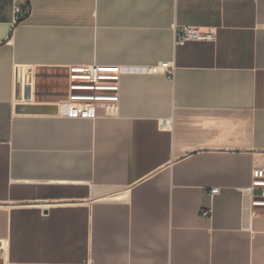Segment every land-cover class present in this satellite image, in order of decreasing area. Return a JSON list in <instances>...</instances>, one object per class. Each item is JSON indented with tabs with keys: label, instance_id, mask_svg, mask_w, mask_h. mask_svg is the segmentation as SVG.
<instances>
[{
	"label": "crops",
	"instance_id": "0c3cea01",
	"mask_svg": "<svg viewBox=\"0 0 264 264\" xmlns=\"http://www.w3.org/2000/svg\"><path fill=\"white\" fill-rule=\"evenodd\" d=\"M79 64L127 69L115 117L59 111ZM263 167L264 0H0L1 264H264Z\"/></svg>",
	"mask_w": 264,
	"mask_h": 264
},
{
	"label": "built area",
	"instance_id": "2783aa9c",
	"mask_svg": "<svg viewBox=\"0 0 264 264\" xmlns=\"http://www.w3.org/2000/svg\"><path fill=\"white\" fill-rule=\"evenodd\" d=\"M16 22H20L30 13L28 6L14 7ZM214 38L213 32L203 33L197 28H177L175 35L176 46H182L188 41H208ZM126 68L115 65L79 64L71 65L67 70L68 92L63 100L56 105L59 111L68 117H115L119 111L121 79ZM17 71V69H16ZM17 95L24 101L34 97V76L32 82L27 80L21 83L20 68H18ZM152 74H163L172 79L175 67L169 62H162L149 69ZM252 186L248 189L250 202L253 206L264 207V167L256 168L252 174ZM210 195L220 193L219 187H212ZM212 210H202L206 218L212 216ZM3 249L0 246V259Z\"/></svg>",
	"mask_w": 264,
	"mask_h": 264
},
{
	"label": "rangeland",
	"instance_id": "374dc122",
	"mask_svg": "<svg viewBox=\"0 0 264 264\" xmlns=\"http://www.w3.org/2000/svg\"><path fill=\"white\" fill-rule=\"evenodd\" d=\"M26 70L27 71H29V72H32L34 75H27V76H25L24 77V80H25V82H27V80H30L31 82H32V78H33V76L35 77V76H37L38 74H37V71L36 70H34V69H29V68H26ZM23 82V75H21V83ZM38 94H42V91L41 92H39V90H35L34 91V95L36 96V95H38ZM58 97V95H56V96H52V98H57ZM0 264H1V262H0Z\"/></svg>",
	"mask_w": 264,
	"mask_h": 264
},
{
	"label": "water",
	"instance_id": "95a60500",
	"mask_svg": "<svg viewBox=\"0 0 264 264\" xmlns=\"http://www.w3.org/2000/svg\"><path fill=\"white\" fill-rule=\"evenodd\" d=\"M56 108V107H55Z\"/></svg>",
	"mask_w": 264,
	"mask_h": 264
}]
</instances>
